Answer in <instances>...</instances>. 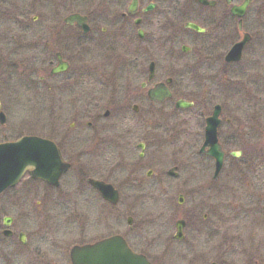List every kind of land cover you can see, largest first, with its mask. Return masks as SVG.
Instances as JSON below:
<instances>
[{
    "label": "flooded vegetation",
    "instance_id": "af4514ba",
    "mask_svg": "<svg viewBox=\"0 0 264 264\" xmlns=\"http://www.w3.org/2000/svg\"><path fill=\"white\" fill-rule=\"evenodd\" d=\"M80 2L90 3L93 11L69 10L68 4ZM234 7L244 15H233ZM75 14L87 18L88 34L77 23H67ZM0 17L16 18L0 43L14 51L9 67L13 76L24 77L19 88L25 90L0 93V113L6 116L0 135L8 124L7 113H17L20 103H37L45 114L42 132L29 126L0 142L40 137L53 142L69 165L57 185L26 174L0 195V260L17 256L29 264H72L74 247L117 238L155 264L147 252L146 213L140 207L146 203L147 186L140 177L146 169L147 179L154 176L161 165L157 155L176 147L184 135L191 146H201L191 154L192 170L197 158L215 168L214 158L202 147L207 118L216 107L217 138L227 156L226 147L240 140L264 145V0H0ZM181 33L190 42L181 43ZM245 40L241 60L228 62L230 50ZM244 61L249 67L243 70ZM249 72L251 118L241 122H249L252 138L241 125L232 131L234 116L226 117L228 90L240 85L248 92L237 79ZM185 79L190 98L180 96L187 89ZM158 88L170 96L152 99L150 93ZM180 101L192 106L178 107ZM22 108L30 110L28 105ZM165 113H194L200 124L191 123L194 117L188 126L153 122L155 115ZM136 117L139 121H133ZM113 118L117 121L109 122ZM50 211H61L63 218L58 224L40 225L38 239L19 228L20 218L28 220V213ZM193 219L182 218L181 239L173 235L180 248L192 245ZM72 238L75 244L69 248Z\"/></svg>",
    "mask_w": 264,
    "mask_h": 264
},
{
    "label": "rangeland",
    "instance_id": "374dc122",
    "mask_svg": "<svg viewBox=\"0 0 264 264\" xmlns=\"http://www.w3.org/2000/svg\"><path fill=\"white\" fill-rule=\"evenodd\" d=\"M20 6V5H19ZM69 10L92 12L90 3L80 2L68 4ZM15 17H0V32H12ZM28 22L31 19H27ZM264 20V19H263ZM105 26V25H103ZM4 35L0 36L3 41ZM181 43L190 42L187 34H179ZM187 39V40H186ZM0 43V93L17 95L25 90L19 88L24 77L13 76L12 68L9 67L14 58V51ZM185 60L188 57L184 58ZM9 61V62H8ZM249 67L247 62L242 63L243 70ZM11 68V69H10ZM248 69V68H247ZM236 80V79H235ZM243 87L249 90L243 91L239 87L229 89L227 95L226 117L234 116L232 123L233 131L241 125L244 134L252 138V131L246 129V120L251 118V85L253 75L251 72L244 74ZM235 84L236 81L234 82ZM186 90L180 93L184 98H190L188 91L189 83L184 81ZM188 86V87H187ZM249 94V95H248ZM12 95V96H13ZM1 96V95H0ZM29 106L30 110L22 108ZM17 113H7L8 124L4 135H0V141L9 138L8 135L16 132H24L27 127H35L43 131L45 114L36 103H22L16 106ZM158 119L153 122H182L188 126L189 117L191 123L197 126L200 121L196 114L189 113H165L155 115ZM207 115H203L205 118ZM141 117V116H140ZM136 117L133 121H139ZM117 118L109 122H116ZM243 123H242V122ZM188 122V123H187ZM242 123V124H240ZM191 126V124H190ZM181 128L183 126L181 125ZM11 133V134H9ZM229 134V133H228ZM8 136V137H7ZM251 136V137H250ZM238 142V141H237ZM138 143V141H137ZM136 143V144H137ZM261 145V146H260ZM200 145L193 147L188 143V138L183 135L179 144L174 148L164 149L157 155L161 162L155 168V174L147 179L144 170L140 180L147 186V200L142 208L146 216L145 236L148 243V254L155 264H264V145H254L248 139L240 140L236 146H228V152H241L238 158L228 156L223 171L217 181L213 180L214 165L208 160L195 159L196 170H192L191 154L198 153ZM149 159V157H148ZM192 162V163H191ZM178 167L177 176H167V171L172 167ZM135 178H131L134 182ZM209 187L206 192H197L196 188ZM184 196V203L179 204V196ZM37 212V211H36ZM30 212L29 219L20 218L19 228H26L34 239H38L39 228L42 224H58L63 218L61 211H50L48 215ZM20 215V214H18ZM191 215H194L191 217ZM192 218L190 226L191 247H179L173 243V235L176 232V222L182 218ZM204 216H207L206 220ZM25 219V220H22ZM43 220H48L43 222ZM75 244L72 239L67 245L71 248ZM0 260V264H29L28 259Z\"/></svg>",
    "mask_w": 264,
    "mask_h": 264
},
{
    "label": "water",
    "instance_id": "95a60500",
    "mask_svg": "<svg viewBox=\"0 0 264 264\" xmlns=\"http://www.w3.org/2000/svg\"><path fill=\"white\" fill-rule=\"evenodd\" d=\"M205 2V0H202ZM231 1V0H229ZM242 9L234 7L233 15H244ZM68 23L77 22L85 33L89 31L86 24V18L80 15H72L67 19ZM188 27H195L189 24ZM246 40L236 44L227 56L228 62H239ZM167 91L158 88L150 93L154 100L162 101L169 97ZM178 107H190L186 102H180ZM220 107H216L213 115L207 119L206 142L202 148L209 156L215 159V175L220 174L225 159V153L217 138V129L220 124ZM0 122H5V116L0 114ZM233 156H240V153H233ZM69 165L63 161V158L57 146L46 139L38 137H23L16 142H7L0 144V194L8 188L15 187L26 173L35 180L47 182L51 185H57L60 177L68 170ZM176 169L169 172V175L176 176ZM98 186H104L96 183ZM109 187V186H108ZM179 203H183V196L179 197ZM184 221H178L176 224L177 235L175 239L182 238ZM72 264H151L149 260L142 255L133 253L120 239H108L95 245L85 247H75L71 251ZM215 264V263H214Z\"/></svg>",
    "mask_w": 264,
    "mask_h": 264
}]
</instances>
